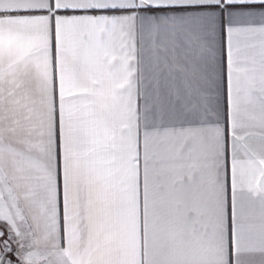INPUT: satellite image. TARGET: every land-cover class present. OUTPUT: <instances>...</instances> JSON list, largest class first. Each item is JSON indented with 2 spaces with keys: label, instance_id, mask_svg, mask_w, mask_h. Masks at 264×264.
<instances>
[{
  "label": "snow or ice",
  "instance_id": "6c2138e0",
  "mask_svg": "<svg viewBox=\"0 0 264 264\" xmlns=\"http://www.w3.org/2000/svg\"><path fill=\"white\" fill-rule=\"evenodd\" d=\"M0 264H264V0H0Z\"/></svg>",
  "mask_w": 264,
  "mask_h": 264
}]
</instances>
